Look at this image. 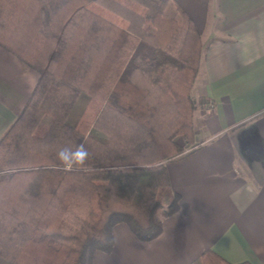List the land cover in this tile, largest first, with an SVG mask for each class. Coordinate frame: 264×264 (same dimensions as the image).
Segmentation results:
<instances>
[{"label":"trees","instance_id":"trees-1","mask_svg":"<svg viewBox=\"0 0 264 264\" xmlns=\"http://www.w3.org/2000/svg\"><path fill=\"white\" fill-rule=\"evenodd\" d=\"M0 44L38 72L0 138V255L94 264L96 251H111L117 223L156 238L180 207L165 160L188 153L179 137L195 142L202 42L191 17L177 0H0ZM81 93L90 100L71 124ZM80 143L86 167L63 171L57 152ZM200 262L233 264L212 250Z\"/></svg>","mask_w":264,"mask_h":264},{"label":"crops","instance_id":"crops-1","mask_svg":"<svg viewBox=\"0 0 264 264\" xmlns=\"http://www.w3.org/2000/svg\"><path fill=\"white\" fill-rule=\"evenodd\" d=\"M177 1L200 32L192 94L204 102L197 144L165 160L180 207L152 240L115 224L111 251H96L94 264H199L206 250L233 264H264V0ZM37 79L0 44V138ZM50 120L35 133L44 134ZM0 264L9 262L0 255Z\"/></svg>","mask_w":264,"mask_h":264},{"label":"rangeland","instance_id":"rangeland-1","mask_svg":"<svg viewBox=\"0 0 264 264\" xmlns=\"http://www.w3.org/2000/svg\"><path fill=\"white\" fill-rule=\"evenodd\" d=\"M53 90H50V92L47 94L46 100H44L43 106L47 104L49 97L51 96ZM193 96V94H192ZM196 100L195 103V108L193 111V130L195 133V128L197 126L198 123V113H199V109L201 107H204V102L200 103V98H197L195 96H193ZM90 98L86 93H81L79 95V97L77 98V100L75 101L69 115H68V122H72V121H76L79 116L82 114V112L85 110V108L87 107V104L89 102ZM47 119H50V117L47 114H44L43 117L40 119V121L38 122V125L41 123H44V121H47ZM48 122V121H47ZM46 122V123H47ZM75 123V122H74ZM195 138H196V133H195ZM195 140V139H194ZM178 142L182 145V153L187 152L188 150L192 149L198 141L195 140V142H190L188 141L185 137H179L178 138ZM140 198L139 195H136V197L134 198L135 202H139ZM165 201V199H164ZM199 264H201V262L199 261Z\"/></svg>","mask_w":264,"mask_h":264},{"label":"clouds","instance_id":"clouds-1","mask_svg":"<svg viewBox=\"0 0 264 264\" xmlns=\"http://www.w3.org/2000/svg\"><path fill=\"white\" fill-rule=\"evenodd\" d=\"M57 159L62 166V170L66 172L72 171L74 168L86 167L89 159V151L84 143L76 145L75 149L64 147L57 152Z\"/></svg>","mask_w":264,"mask_h":264}]
</instances>
